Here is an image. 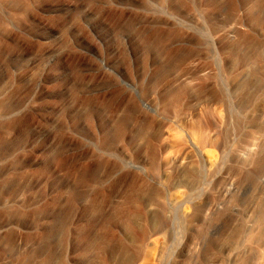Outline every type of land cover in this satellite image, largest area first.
Returning <instances> with one entry per match:
<instances>
[{
	"label": "rangeland",
	"instance_id": "obj_1",
	"mask_svg": "<svg viewBox=\"0 0 264 264\" xmlns=\"http://www.w3.org/2000/svg\"><path fill=\"white\" fill-rule=\"evenodd\" d=\"M0 264H264V0H0Z\"/></svg>",
	"mask_w": 264,
	"mask_h": 264
},
{
	"label": "bare ground",
	"instance_id": "obj_2",
	"mask_svg": "<svg viewBox=\"0 0 264 264\" xmlns=\"http://www.w3.org/2000/svg\"><path fill=\"white\" fill-rule=\"evenodd\" d=\"M235 188H237V184L235 183V181L234 180H231L229 183H228V185L226 186V188H225V192L227 193V194H229L230 195V193L232 192V191H235L236 189ZM235 189V190H234ZM226 194V195H227ZM231 195H232V193H231ZM237 209V206L235 207V209H234V211ZM238 210V209H237ZM236 210V211H237ZM233 253V252H232ZM232 253H231V257H233L232 256Z\"/></svg>",
	"mask_w": 264,
	"mask_h": 264
}]
</instances>
